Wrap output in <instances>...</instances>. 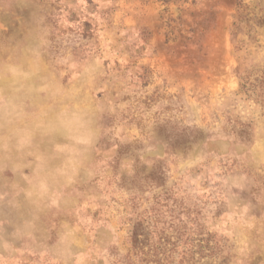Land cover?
<instances>
[{"label":"rangeland","instance_id":"obj_1","mask_svg":"<svg viewBox=\"0 0 264 264\" xmlns=\"http://www.w3.org/2000/svg\"><path fill=\"white\" fill-rule=\"evenodd\" d=\"M0 264H264V0H0Z\"/></svg>","mask_w":264,"mask_h":264},{"label":"trees","instance_id":"obj_2","mask_svg":"<svg viewBox=\"0 0 264 264\" xmlns=\"http://www.w3.org/2000/svg\"><path fill=\"white\" fill-rule=\"evenodd\" d=\"M240 6H242V4L240 3ZM243 7V6H242ZM236 48H238L237 46H236Z\"/></svg>","mask_w":264,"mask_h":264}]
</instances>
